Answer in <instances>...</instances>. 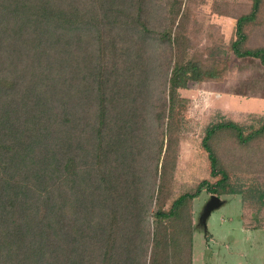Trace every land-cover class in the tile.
<instances>
[{
  "label": "trees",
  "instance_id": "trees-1",
  "mask_svg": "<svg viewBox=\"0 0 264 264\" xmlns=\"http://www.w3.org/2000/svg\"><path fill=\"white\" fill-rule=\"evenodd\" d=\"M204 2L0 0V264H193L197 197L264 203L253 113L209 124L211 179L173 190L180 91L223 81L229 52L264 65V0L213 2L236 20L228 52L195 45Z\"/></svg>",
  "mask_w": 264,
  "mask_h": 264
},
{
  "label": "rangeland",
  "instance_id": "rangeland-1",
  "mask_svg": "<svg viewBox=\"0 0 264 264\" xmlns=\"http://www.w3.org/2000/svg\"><path fill=\"white\" fill-rule=\"evenodd\" d=\"M214 1L205 0L195 5L199 18L205 23V32L195 45L212 46L213 39L208 38L212 34L223 38L221 50L228 52L236 20L213 13ZM248 3L249 0H232L233 14L246 12ZM228 58L231 69L223 81L191 83L188 89L180 91L189 103L188 123L179 144L177 173L173 180L176 193L194 191L199 182L211 179L207 154L201 147L209 124L221 117L242 121L247 113L264 115V65L253 58L238 59L231 52ZM210 198L211 195L204 192L194 201L193 264H264V229L244 227L245 223L254 225L258 219H264V203L260 205L258 200H253L245 211L240 195L222 196L223 205L211 213L205 229L200 216Z\"/></svg>",
  "mask_w": 264,
  "mask_h": 264
},
{
  "label": "water",
  "instance_id": "water-1",
  "mask_svg": "<svg viewBox=\"0 0 264 264\" xmlns=\"http://www.w3.org/2000/svg\"><path fill=\"white\" fill-rule=\"evenodd\" d=\"M223 200L222 198L216 196V195H211V198L209 202L206 204L204 211L202 215L200 216V221L202 222L203 226L205 229H207V219L211 215V213L215 210L218 209L223 205Z\"/></svg>",
  "mask_w": 264,
  "mask_h": 264
}]
</instances>
